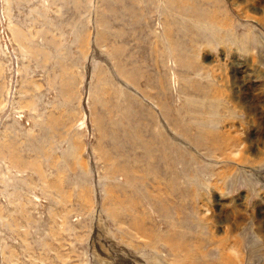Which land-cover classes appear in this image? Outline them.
I'll return each mask as SVG.
<instances>
[{
	"label": "rangeland",
	"instance_id": "obj_1",
	"mask_svg": "<svg viewBox=\"0 0 264 264\" xmlns=\"http://www.w3.org/2000/svg\"><path fill=\"white\" fill-rule=\"evenodd\" d=\"M0 264H264V0H0Z\"/></svg>",
	"mask_w": 264,
	"mask_h": 264
},
{
	"label": "crops",
	"instance_id": "obj_2",
	"mask_svg": "<svg viewBox=\"0 0 264 264\" xmlns=\"http://www.w3.org/2000/svg\"><path fill=\"white\" fill-rule=\"evenodd\" d=\"M154 2L156 3V5H162L164 3V0H154ZM163 8V6H161Z\"/></svg>",
	"mask_w": 264,
	"mask_h": 264
},
{
	"label": "bare ground",
	"instance_id": "obj_3",
	"mask_svg": "<svg viewBox=\"0 0 264 264\" xmlns=\"http://www.w3.org/2000/svg\"><path fill=\"white\" fill-rule=\"evenodd\" d=\"M251 105V104H250ZM249 108V107H248ZM250 108H253L252 106Z\"/></svg>",
	"mask_w": 264,
	"mask_h": 264
}]
</instances>
